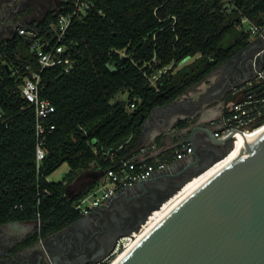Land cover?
<instances>
[{
	"label": "trees",
	"instance_id": "obj_1",
	"mask_svg": "<svg viewBox=\"0 0 264 264\" xmlns=\"http://www.w3.org/2000/svg\"><path fill=\"white\" fill-rule=\"evenodd\" d=\"M91 1L92 10L73 20L65 41L75 68L41 73V97L55 107L50 120L55 129L45 138L39 173L35 112L20 87L31 75L27 66L37 72L40 66L27 37L15 32L0 41V108L9 119L0 128V227L37 221L40 214L42 232L33 241L82 217L74 206L99 180L73 196L67 188L82 177L87 184L117 169L114 155L129 157L154 108L175 101L250 44L252 34L244 19L264 27V0ZM59 8L31 29L52 39L50 26ZM165 68L153 85L151 76ZM120 94L126 98L112 104ZM64 164L70 167L67 176L50 182Z\"/></svg>",
	"mask_w": 264,
	"mask_h": 264
},
{
	"label": "water",
	"instance_id": "obj_2",
	"mask_svg": "<svg viewBox=\"0 0 264 264\" xmlns=\"http://www.w3.org/2000/svg\"><path fill=\"white\" fill-rule=\"evenodd\" d=\"M11 25L15 32L21 27L19 23ZM260 39L261 46L230 82V88L255 74L253 63H256L257 70L264 68V38ZM250 48H255V42H250L225 64L232 63L241 52ZM260 92H264V81L254 91ZM175 102L176 100L154 108L150 116L157 108L173 105ZM147 121L148 118L143 121L142 129ZM197 131H202L209 142V148L205 150V154L209 156L206 164L194 174L187 175L201 161L202 155L195 153V162L186 164L176 175L168 174L169 170L164 171L169 186L156 188L146 199L147 207L143 215L138 220L135 219V223L125 232H116L113 239L107 234L97 238L99 248L96 249L87 245L93 235H88L85 231H72L77 225L74 222L50 238L57 241L62 239L56 251H52L47 239L41 237L30 248L32 252L38 250V254L31 260H21V250L11 247L4 255L5 264L17 261L20 264H40L41 260L45 264L102 262L112 253L119 238L139 231L151 214L161 209L189 181L225 160L234 150L232 133L216 138L212 130L202 126L191 130L188 141L195 149ZM222 147L224 148L220 152ZM102 176L103 174L94 176L93 182H88L80 192H84ZM176 178L182 179L174 180ZM152 182L154 178L140 182L138 186L144 188ZM67 194L70 195V188H67ZM94 215L95 212L90 217ZM86 221L87 219L83 220ZM71 228L73 229L70 230ZM123 255L116 264H264V131L252 143L245 138L237 158L202 182Z\"/></svg>",
	"mask_w": 264,
	"mask_h": 264
},
{
	"label": "crops",
	"instance_id": "obj_3",
	"mask_svg": "<svg viewBox=\"0 0 264 264\" xmlns=\"http://www.w3.org/2000/svg\"><path fill=\"white\" fill-rule=\"evenodd\" d=\"M63 1L56 0L52 6L55 7L54 9H58L60 3ZM23 3L17 13L16 21L13 22L21 24V27L16 32L23 28L31 29L32 24L44 19L47 12L51 11L46 10L43 15L41 14L42 16L36 17L35 10L37 8L41 9L46 5L43 6L44 4L41 3L30 4V11L27 12L28 6L25 2ZM10 33H15L13 26ZM260 38L262 37L254 36L251 38V42H258L260 44L259 46L241 52L235 61L219 66L204 80L186 90L176 99L174 108L171 105L157 108L152 116L149 115L145 128L141 131L138 144L129 157H135L138 161H165L168 163L167 170H169L168 174L170 175H176L186 164L195 162V153L202 155L201 161L187 175L194 174L198 168L204 166L209 157L205 154V150L209 148L208 139L202 131H197L195 133V140L197 141V147L195 149L188 141L191 130L196 126H202L213 132L216 131L218 127L213 126L212 123L219 120L234 102L243 99L244 96L241 94H232L231 88L229 87L230 82L237 76L242 66L247 65L251 57L255 55L261 46L262 40ZM192 62L188 63L190 64ZM183 65H187V63ZM180 122H185L186 125L181 127L179 126ZM185 147H192L193 153L185 155L182 159H177L175 156L176 152L184 151ZM223 148L220 149V152H222ZM152 178H154V182L148 184L146 187L141 188L137 185L130 190L121 191L103 206L91 210L88 215H82L75 222L77 225H75V230L72 231H75V233L85 231L88 235H91L101 226L107 214H110L116 218L118 226L123 228L120 231L125 232L130 225L135 223V217L125 210L127 203L145 200L156 191L157 187H167L170 184L163 172H157ZM83 182L84 177L69 187L71 196L79 193L83 189L77 190L78 185ZM93 212H95L94 217H90ZM84 219H87V221L83 222ZM37 232V221L34 219L13 221L1 226L0 253L5 255L9 248L15 247L23 253L21 260H31L38 254V250L30 251L32 244L36 242L33 240ZM100 237H104V234H101L98 238L100 239ZM97 241L98 239L89 240L87 245L94 246L97 249L99 248ZM55 243H62V239L56 240Z\"/></svg>",
	"mask_w": 264,
	"mask_h": 264
},
{
	"label": "built area",
	"instance_id": "obj_4",
	"mask_svg": "<svg viewBox=\"0 0 264 264\" xmlns=\"http://www.w3.org/2000/svg\"><path fill=\"white\" fill-rule=\"evenodd\" d=\"M63 2L66 5L59 8L57 20L50 26L51 31L55 32L52 39L41 36L36 29L23 28L18 31L19 34L30 40V50L37 57V63L40 66L38 72L32 71L31 66H27V70L31 71V75L23 78V84L20 87L22 98L35 112L38 173L46 157L44 149L45 138L55 129V125L51 124L50 121L55 113V107L49 100L41 97V73L44 70L56 67H62L65 73H70L75 68L76 61L69 55V49L65 43L67 33L75 18H82L93 8L91 0H64ZM242 23L247 26L252 36L264 37V27L254 25L247 19H244ZM2 57L3 55L0 52V59ZM253 68L255 74L252 77L231 87L232 94H241L244 96L243 99L234 102L219 120L212 123L213 126L218 127L213 132L216 138L232 133L234 147L239 136L254 134L257 130L264 127V92L254 93L264 81V68L257 70L256 63H253ZM167 70L168 68H165L153 74L150 78L152 84L156 85L157 80ZM134 107L135 105L131 106L132 109ZM8 121L9 119L4 116L0 108V128L7 127ZM192 153V147H185L184 151H177L175 156L177 159H182L185 155ZM114 159L118 163V168L107 170L103 178L75 204V209L81 215H88L91 210L103 206L117 193L132 189L140 182L151 179L157 172H164L168 168V163L165 161H138L135 157H120L118 155H114ZM146 225L147 222L141 226L139 231L119 238L112 253L98 264H112L121 255L130 250L140 239V235H143ZM37 227L38 235L40 236L42 232L40 214L37 216Z\"/></svg>",
	"mask_w": 264,
	"mask_h": 264
},
{
	"label": "flooded vegetation",
	"instance_id": "obj_5",
	"mask_svg": "<svg viewBox=\"0 0 264 264\" xmlns=\"http://www.w3.org/2000/svg\"><path fill=\"white\" fill-rule=\"evenodd\" d=\"M23 2H25V0H0V29H1L0 36L11 31L12 29L11 23L16 21L17 13L19 12L21 6L24 4ZM259 45L260 44L258 42L255 43V46H259ZM171 106H173L174 108V104ZM174 180H178V179H174ZM85 185H86L85 182L79 184L77 190L84 188ZM74 191H75V187H74ZM146 202H147L146 199L140 200L138 202L135 201L129 202L126 205L125 210L130 214H132V216H134L136 220H138L146 210L147 207ZM72 229L73 228H71L70 230ZM122 229H123L122 227L120 228L118 226V222L116 221V218L110 214H107L101 226L97 228L96 232L91 234L93 235V238H91V240L97 239L99 236H101V234H107L111 237V239H113L114 234ZM52 236L53 234L45 236V239H47L48 247L52 251H56L58 249L57 246L59 244L55 243L56 241L55 239H50ZM3 258H4V254L0 253V264H5L6 261H4ZM39 263L45 264L43 260H41ZM13 264H20V263L17 261V263H13Z\"/></svg>",
	"mask_w": 264,
	"mask_h": 264
},
{
	"label": "bare ground",
	"instance_id": "obj_6",
	"mask_svg": "<svg viewBox=\"0 0 264 264\" xmlns=\"http://www.w3.org/2000/svg\"><path fill=\"white\" fill-rule=\"evenodd\" d=\"M264 131V127L257 130L254 134L241 135L237 140V143L234 147V150L231 154L223 161L215 165L214 167L207 170L205 173L201 174L193 178L189 181L183 189H181L175 196H173L170 200H168L161 209L154 211L147 221V225L145 227V231L140 235V238L144 236L146 232H148L155 224L161 220L174 206H176L181 200H183L188 194H190L193 190H195L202 182L212 176L217 170H219L222 166L229 163L239 156V153L242 148V144H244V139L246 138L249 143H252L262 132ZM124 255H121L118 259H116L112 264H116L118 260H120Z\"/></svg>",
	"mask_w": 264,
	"mask_h": 264
},
{
	"label": "rangeland",
	"instance_id": "obj_7",
	"mask_svg": "<svg viewBox=\"0 0 264 264\" xmlns=\"http://www.w3.org/2000/svg\"><path fill=\"white\" fill-rule=\"evenodd\" d=\"M45 1L46 0H25V3H26V5L28 6V7H30L29 5L31 4H44V5H46L45 7H43V8H37L36 10H35V12H36V14H35V16L36 17H38V16H40L41 14L43 15L44 14V11H46V10H53L55 7L54 6H52V4L54 5L55 4V1L56 0H50V3H47V1H46V3H45ZM49 1V0H48ZM57 3V2H56ZM43 5V6H44ZM57 7V6H56ZM39 9H40V11H39ZM41 15V16H42ZM245 29H248L247 28V26H245ZM12 34L9 32V33H7V34H4L1 38H0V41L1 40H3V39H6V38H8V37H10ZM254 36H252V38H253ZM190 59H187L185 62H183L182 63V65L183 64H185V63H187V64H189L188 62H192L193 60H194V58H192L190 61H189ZM182 65H180L179 67H178V69L179 68H182L183 66ZM182 66V67H181ZM126 98V95H122V94H120V95H118L117 97H115L112 101H111V103L113 104V103H115L116 101H118V100H121V99H125ZM69 171H70V167L68 166V164H64V165H62L55 173H53L50 177H49V181L50 182H54V183H58V182H61V181H63V179L67 176V174L69 173Z\"/></svg>",
	"mask_w": 264,
	"mask_h": 264
}]
</instances>
